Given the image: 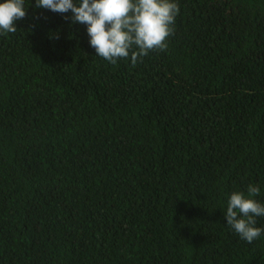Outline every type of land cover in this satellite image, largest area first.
<instances>
[{
    "label": "trees",
    "instance_id": "obj_1",
    "mask_svg": "<svg viewBox=\"0 0 264 264\" xmlns=\"http://www.w3.org/2000/svg\"><path fill=\"white\" fill-rule=\"evenodd\" d=\"M175 2L135 67L36 0L0 34V264H264L224 217L264 203V0Z\"/></svg>",
    "mask_w": 264,
    "mask_h": 264
},
{
    "label": "clouds",
    "instance_id": "obj_2",
    "mask_svg": "<svg viewBox=\"0 0 264 264\" xmlns=\"http://www.w3.org/2000/svg\"><path fill=\"white\" fill-rule=\"evenodd\" d=\"M35 7L71 12L65 19L87 26L97 57L111 64L130 57L133 67L151 52L167 50L180 13L175 0H36ZM26 16L25 0L0 3V34L15 33L16 22ZM259 195V186L252 184L247 194L233 192L224 212L227 226L248 243L264 234V228L255 226L256 218L264 217V203L254 199Z\"/></svg>",
    "mask_w": 264,
    "mask_h": 264
}]
</instances>
